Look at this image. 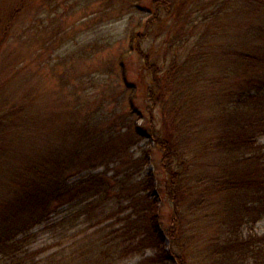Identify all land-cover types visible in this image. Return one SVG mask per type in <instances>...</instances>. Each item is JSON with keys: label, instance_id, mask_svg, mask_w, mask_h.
I'll return each mask as SVG.
<instances>
[{"label": "trees", "instance_id": "trees-1", "mask_svg": "<svg viewBox=\"0 0 264 264\" xmlns=\"http://www.w3.org/2000/svg\"><path fill=\"white\" fill-rule=\"evenodd\" d=\"M99 1L120 20L141 0ZM16 2L0 0V264H116L148 249L154 254L137 264H264V234L244 232L264 218V0H153L143 18H129L123 38L95 39L81 46V55H59L55 69L66 68L58 74L62 94L68 62L116 48L99 84H93L101 108L71 118L75 131L68 136L60 132L66 120L54 123L45 114L44 92L33 93L34 73L26 67L32 26L22 14L27 0ZM193 13L202 19L191 20ZM133 54L150 78L143 82L148 117L140 125L136 116L145 118L136 108L140 85L129 83L125 69ZM110 98L117 112L104 111ZM118 114L123 117L114 119ZM119 120L127 147L141 137L152 140L139 157L144 164L154 149L161 152L165 177L158 188L174 212L164 232L150 197L155 175H142L130 189L124 188L125 177L110 188L102 173L67 182L101 165L105 156L117 157ZM112 196L130 210L116 237L66 235L96 219L92 213ZM65 205L79 212L51 223ZM47 224L61 228L71 243L40 257L43 249L32 250L28 242L36 227Z\"/></svg>", "mask_w": 264, "mask_h": 264}, {"label": "rangeland", "instance_id": "rangeland-1", "mask_svg": "<svg viewBox=\"0 0 264 264\" xmlns=\"http://www.w3.org/2000/svg\"><path fill=\"white\" fill-rule=\"evenodd\" d=\"M5 2H13L14 6L17 4L16 0H3ZM127 1V0H126ZM122 0L121 3L126 2ZM16 2V4H15ZM99 0H27L26 9L22 12L23 16L28 18V22L32 26L30 32L31 46L28 49V67L34 73L33 77V93L37 91L44 92L46 98L47 110L45 114L49 115L50 119L56 123L57 119H61L62 123L60 132L64 135H69L71 131H75L69 126L71 118L84 117V114H92L96 110L101 108L100 98L97 96V92L94 91L93 84H99V77L106 72L108 60L107 56L116 51V48L112 52H108L109 49L101 54H95L89 60L82 61L83 59L76 58L77 62H68L67 66L71 69L70 74H66L68 83L63 87V93H59L61 86L59 82L58 74L65 72V67H54L59 55H65L71 57V54L77 52L81 55L82 52H78L82 45L95 39H103L105 43L112 42L114 40L123 38L128 27L129 18H134L136 22L138 19L144 17L147 8H151L153 0H141L140 3L130 7L128 13H124V17L120 20H116L117 16L113 11L114 8H109L108 5ZM143 9V10H140ZM132 15V16H131ZM203 15V14H202ZM198 18V19H195ZM197 21L202 19V16L198 13H193L191 20ZM208 24V23H207ZM37 34H42L38 35ZM57 34V35H55ZM236 36L235 32L232 34ZM186 34H183L181 38H187ZM42 40L46 42L43 47ZM192 41V40H191ZM43 47V48H42ZM113 49V48H112ZM71 55V56H70ZM110 60V59H109ZM108 63V62H107ZM74 65V67H73ZM72 67V68H71ZM75 69V71H73ZM125 69L128 74V81L130 84L137 83L139 87V96H136V108L145 118L136 116V122L140 125L145 122L148 117V102L145 100V85L150 83L149 73L144 70L143 62L137 54H133L128 61H126ZM56 71V72H53ZM83 76L92 79L90 83H83ZM69 77V78H68ZM143 82L145 85H143ZM14 89L10 90L13 94ZM86 94V95H82ZM115 98H110L104 105L105 112L118 111L116 107ZM63 109L60 117L54 112L57 109ZM80 111L81 113L74 115V112ZM79 113V112H78ZM155 122L158 125L160 121L159 113L154 111ZM115 117H123L118 114ZM129 117V116H127ZM116 129H120L121 137L119 144H121V151L117 157L107 155L101 165L96 168L81 169V172L74 173L69 177L67 182L72 184L85 179L93 174H104L107 177V186L114 188L116 184L119 185L117 180L126 179L125 189H130L132 184H135L136 180L142 177V175L153 174L158 179L155 180L154 190L150 192V197L156 201L159 214H160V230L164 232L166 229L171 228L173 225V206L161 194L159 190L158 181L164 180V171L159 165L161 152L154 149L152 155H148L146 163L139 160L142 154V149L152 148L153 143L150 137H141L138 142L132 146L127 147L129 140L127 138L126 128L122 127L124 121L119 120ZM158 121V122H157ZM54 129L48 130L49 134H52ZM264 143V138L261 140ZM110 151V150H109ZM108 151V152H109ZM111 153V152H110ZM143 164V165H142ZM141 166V167H140ZM140 167L138 173L136 168ZM127 175V176H125ZM138 175V176H136ZM135 179H130L135 177ZM129 178V179H128ZM160 180V181H161ZM104 196V195H103ZM114 196V195H113ZM108 198L106 203L103 204V208H97L92 215H96V219L90 220L85 224L78 225L77 228L68 232L66 235L71 236L76 232L79 233V237L94 233L96 238L112 239L117 236L118 229L121 227L123 221H120L124 215L128 214L130 210L125 208L124 203L117 202L114 197ZM105 197V196H104ZM80 208L72 207V205H65L58 209L51 216V223L57 221L60 218L66 217L70 212H79ZM96 221H99L95 224ZM47 225L36 227L32 232L36 235L29 240L32 250H42L43 254L40 257L52 254L55 251L66 248L71 241H64L65 235L62 233L61 228L51 229ZM245 233L253 232L258 235L264 234V218L257 222L252 229L245 228ZM29 245V244H28ZM165 246H170V240L166 238ZM41 251V252H42ZM154 254V250L148 249L142 255H135L116 264H137L144 258L151 257Z\"/></svg>", "mask_w": 264, "mask_h": 264}]
</instances>
